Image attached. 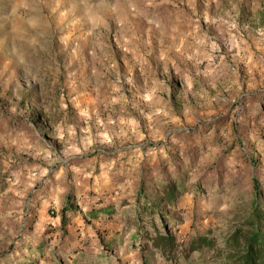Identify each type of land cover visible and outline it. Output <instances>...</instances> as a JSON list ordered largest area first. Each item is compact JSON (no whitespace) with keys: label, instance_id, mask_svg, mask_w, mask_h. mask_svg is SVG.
<instances>
[{"label":"rangeland","instance_id":"1","mask_svg":"<svg viewBox=\"0 0 264 264\" xmlns=\"http://www.w3.org/2000/svg\"><path fill=\"white\" fill-rule=\"evenodd\" d=\"M259 91L264 0H0V264H212L264 181ZM165 170L186 173L177 241L213 248L133 241L140 178Z\"/></svg>","mask_w":264,"mask_h":264},{"label":"trees","instance_id":"2","mask_svg":"<svg viewBox=\"0 0 264 264\" xmlns=\"http://www.w3.org/2000/svg\"><path fill=\"white\" fill-rule=\"evenodd\" d=\"M253 97L261 100L264 105V92H256ZM263 105L256 107V110L263 113ZM205 126L206 129L203 133H208L210 129L215 128L212 141L214 144L220 143L222 141L220 135L221 124L214 120L205 123ZM185 132L188 136H193V134H198L200 130L199 128H196V130L188 129ZM206 142L203 139L199 143V147H204ZM117 156V153L107 155L108 158ZM179 159L180 153L177 150L176 154L168 159L167 163L175 165L176 162H179ZM258 164L259 161H256L255 166ZM160 175L163 176L160 180L151 179L147 181L149 174H144L140 178L141 184L136 189L133 206L127 210L136 229L133 241H141L143 238L152 240L155 249L168 255L179 252L181 248L183 249L184 244L188 246L190 251H198L199 253L205 251V246L213 248L214 241L205 236L191 237L187 242L177 241L172 230L174 227H178L176 224L179 222L167 211L169 207L176 209L181 197L187 191L186 173H178L177 171L176 175L173 176L165 170ZM254 187V198L251 204L246 212L241 215V219L235 222L234 228L223 237L222 246L215 251L217 259L213 260L212 264H264V181L255 179ZM73 199H75V191L71 189L65 197L64 206L61 208L63 227L68 223L65 214L77 211L76 206L72 204ZM97 202L101 203L102 200L99 199ZM126 204L129 203L125 202L124 205ZM109 207V205L98 208L93 206L83 215L84 220L98 219L101 215L111 217L114 211ZM148 230H153L156 234L154 235L153 232H148ZM44 253L45 251L43 255ZM40 258L41 256H37L34 263L37 264Z\"/></svg>","mask_w":264,"mask_h":264},{"label":"crops","instance_id":"3","mask_svg":"<svg viewBox=\"0 0 264 264\" xmlns=\"http://www.w3.org/2000/svg\"><path fill=\"white\" fill-rule=\"evenodd\" d=\"M125 203V202H124ZM124 203H123V206H126V205H124ZM98 204V203H97ZM131 205H133V204H131ZM110 206V205H109ZM126 213H127V211H126ZM128 214V213H127ZM113 215H114V212H113ZM99 219V218H98ZM134 227V226H133ZM114 231H118V230H114ZM122 230H120V232H121ZM136 232V231H135ZM135 234V233H134ZM40 246L42 245V244H39ZM40 260H41V258H40ZM43 261V260H42ZM44 262V261H43Z\"/></svg>","mask_w":264,"mask_h":264},{"label":"built area","instance_id":"4","mask_svg":"<svg viewBox=\"0 0 264 264\" xmlns=\"http://www.w3.org/2000/svg\"><path fill=\"white\" fill-rule=\"evenodd\" d=\"M39 264H44V262L42 260L39 261Z\"/></svg>","mask_w":264,"mask_h":264}]
</instances>
